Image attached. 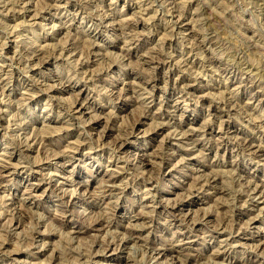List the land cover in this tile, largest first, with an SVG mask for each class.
Segmentation results:
<instances>
[{"label": "rangeland", "instance_id": "rangeland-1", "mask_svg": "<svg viewBox=\"0 0 264 264\" xmlns=\"http://www.w3.org/2000/svg\"><path fill=\"white\" fill-rule=\"evenodd\" d=\"M0 114V264H264V0H0Z\"/></svg>", "mask_w": 264, "mask_h": 264}, {"label": "bare ground", "instance_id": "bare-ground-1", "mask_svg": "<svg viewBox=\"0 0 264 264\" xmlns=\"http://www.w3.org/2000/svg\"><path fill=\"white\" fill-rule=\"evenodd\" d=\"M31 8H32V7H30V9H31ZM177 9H178V8H177ZM31 12H33V11H31ZM23 13H24V12H23ZM36 13H37V12H36ZM34 14H35V13H34ZM30 15H31V14H30ZM25 16H26V15H25ZM33 16H34V17H32V18H35V17H36L35 15H33ZM37 17H38V16H37ZM178 20H179V19H178ZM178 20H176V22H178ZM182 20H183V18H182ZM182 20H181V21H182ZM31 21H32V20H31ZM185 21H186V20H185ZM179 22H180V21H179ZM182 23H183V22H182ZM182 23H181V24H182ZM186 23H187V22H186ZM194 23H195V22H194ZM174 24H178V23H174ZM182 25H183V24H182ZM184 25H185V24H184ZM187 26H188V25H187ZM187 26H185V27H187ZM188 31H189V30H188ZM188 31H187V32H188ZM191 31H192V30H191ZM183 32H184V31H183ZM185 33H186V32H185ZM188 35H189V34H188ZM184 36H185V35H184ZM189 36H190V35H189ZM9 38H10V37H9ZM9 38H8V39H9ZM193 44H194V42H193ZM197 44H198V43H197ZM192 46H193V45H192ZM194 46H195V45H194ZM41 50H42V49H41ZM36 51H37V50H36ZM42 51H43V50H42ZM35 53H36V52H35ZM38 54H39V53H38ZM40 55H41V54H40ZM42 57H43V56H42ZM42 57H41V58H42ZM46 59H47V58H46ZM34 60H35V59H34ZM42 64H43V63H42ZM36 68H37V67H36ZM187 83H189V82H187ZM184 85L186 86V84H184ZM187 85H188V84H187ZM63 87H64V86H63ZM184 89H185V88H184ZM184 89H183V90H184ZM188 89H190V88H188ZM186 91H187V89H186ZM29 97H30V96H29ZM255 97H256V96H255ZM77 100H78V99H77ZM83 103H84V102H83ZM176 103H177V102H176ZM75 105H76V104H75ZM82 105H83V104H82ZM82 105H81V108H79V109H83V108H84L85 105H84V106H82ZM86 105H87V104H86ZM224 107H225V106H224ZM86 109H87V108H86ZM223 109H224V108H223ZM73 111H74V110H73ZM73 111H72V112H73ZM75 111H78V110H75ZM82 111H83V110H82ZM146 113H147V112H146ZM73 114H74V113H73ZM0 115H1V114H0ZM75 115H76V113H75ZM79 115H80V114H79ZM94 117H95V116H94ZM94 117H93V118H94ZM96 118H97V117H96ZM96 118H95V119H96ZM153 118H154V117H153ZM97 119H98V118H97ZM160 124H161V123H160ZM18 125H19V124H18ZM17 128H18V127H17ZM132 129H133V128H132ZM132 129H131V130H132ZM128 131L130 132V130H128ZM132 132H133V131H132ZM126 133H127V132H126ZM185 135H186V133H185ZM148 136H149V135H148ZM185 137H186V136H185ZM128 138H129V137H126V135H125V138L121 141V142H122V143L120 144L121 147L124 146V145L128 142ZM121 139H122V138H121ZM171 140H172V139H171ZM244 141H245V140H244ZM261 142H262V141H261ZM240 143H241V142H240ZM246 143H247V142H246ZM241 144H242V143H241ZM259 144H262V143H259ZM118 145H119V144H118ZM246 145H247V144H246ZM246 145H245V146H246ZM250 145H252V144H250ZM255 145H256V144H255ZM238 146H239V145H238ZM245 146H244V147H245ZM256 146H257V145H256ZM242 147H243V145H242ZM254 147H255V146H254ZM258 147H259V146H258ZM261 147H263V146H261ZM248 149H249V148H248ZM250 149L252 150V148H250ZM246 151H247V149H246ZM255 151H256V150H254V152H255ZM250 152H251V151H250ZM252 152H253V151H252ZM257 153H258V152H257ZM257 153H256V154H257ZM250 154H251V153H250ZM259 154H260V153H259ZM55 155H56V154H55ZM251 155H252V154H251ZM261 155H263V154H261ZM263 156H264V155H263ZM252 157H253V155H252ZM254 158H255V157H254ZM259 159H260V158H259ZM263 159H264V158H263ZM148 160H149V159H148ZM62 162H63V160H62ZM142 162H143V161H142ZM259 162H261V160H260ZM142 164H143V163H142ZM61 165H62V164H61ZM65 165H66V164H65ZM4 166H5V165H4ZM66 168H67V167H66ZM1 169H2V168H1ZM1 169H0V170H1ZM2 172H3V171H2ZM3 173H4V172H3ZM10 173H11V172H10ZM1 174H2V173H1ZM5 174H6V173H4V175H5ZM47 174H48V173H47ZM7 176H8V175H7ZM109 177H110V176H109ZM207 177L209 178V176H207ZM207 177H206V178H207ZM210 177H211V176H210ZM213 177H214V176H213ZM5 178H6V176H5ZM52 178H53V177H52ZM214 178H215V177H214ZM109 179H110V178H109ZM212 179H213V178H212ZM212 179H211V180H212ZM206 180H208V179H206ZM215 180H216V179H215ZM111 181L113 182L114 180L111 179ZM207 182H208V181H207ZM212 182H213V181H212ZM54 183H55V182H54ZM58 183H60V182H58ZM108 183H110V182H108ZM114 183H115V181H114ZM114 183H112V186L115 185ZM205 183H206V181H205ZM56 184H57V183H56ZM38 185H39V184H36L35 187H37ZM107 185H109V184H107ZM202 185H203V184H202ZM204 185H205V184H204ZM212 185H213V183H212ZM115 186H116V185H115ZM107 187H108V186H107ZM250 187H251V186H250ZM253 187H254V186H253ZM257 187H258V186H257ZM27 188H28V187H27ZM57 188H58V187H57ZM191 188H192V187H191ZM191 188H190L189 190H192ZM248 188H249V187H248ZM254 188H256V186H255ZM1 189H2V188H1ZM25 189H26V188H25ZM59 189H60V188H59ZM87 189H88V188H87ZM110 189H111V188H110ZM194 189H195V188H194ZM194 189H193V190H194ZM2 190H3V189H2ZM196 190H198V189H196ZM250 191H251V190H250ZM250 191H249V192H250ZM258 191H259V190H258ZM258 191L255 193V196H256L255 199H256V200H255V199H254V200L256 201V203H257V201H259V200L261 199V197L263 196V195L259 194L260 192H258ZM260 191H261V190H260ZM254 192H255V191H254ZM261 192H262V191H261ZM189 193H190V192H189ZM58 194H59V193H58ZM86 194H87V193H86ZM88 194H89V193H88ZM91 194H92V193H91ZM67 195H68V194H67ZM70 195H71V194H70ZM89 195H90V194H89ZM187 195H188V194H187ZM86 196H88V195H86ZM92 196H93V194H92ZM92 196H91V197H92ZM193 196H194V195H193ZM70 197H71V196H70ZM70 197H69V199H70ZM72 197H73V195H72ZM187 197H188V196H187ZM88 198H89V197H88ZM251 199H252V198H251ZM15 200H16V199H15ZM73 200H74V199H73ZM180 200H181V199H180ZM241 200H242V199H241ZM245 201H246V200H245ZM250 201H251V200H250ZM72 202H73V201H72ZM251 202H252V201H251ZM176 203H177V202H176ZM67 204H68V202H67ZM252 204H253V203H252ZM1 205H2V204H1ZM168 205H169V204H168ZM248 205H249V204H248ZM180 206H183V203L180 204V205H178V203H177L176 209H177V210H180V209H181ZM250 206H252V205H250ZM183 208H184V207H183ZM189 208H190V207H189ZM5 210H6V208H5ZM51 210H52V209H51ZM187 210H188V209H187ZM167 211H168V210H167ZM60 212H61V211H60ZM170 212H172V211H170ZM175 212H176V211H175ZM4 213H5V212H4ZM6 213H7V211H6ZM173 213H174V212H173ZM177 214L180 215V213H177ZM186 214H187V213H186ZM186 214H185V216H186ZM4 216H5V214H4ZM89 217H90V216H89ZM175 217H176V216H175ZM97 218H98V217H97ZM191 218H192V217H191ZM238 218H239V217H238ZM179 219H181V218H179ZM179 219H178V220H179ZM192 219H194V218H192ZM192 219L189 220V221H191V222L196 221V219L193 220V221H192ZM86 220H87V219H86ZM205 220H206V219H205ZM99 221H100V220H99ZM99 221H98V222H99ZM186 221H187V220H186ZM197 221H198V220H197ZM87 222H88V221H87ZM187 222H188V221H187ZM191 222H190V223H191ZM250 222H251V221H250ZM15 224H16V223H15ZM91 224H92V223H91ZM91 224H90V225H91ZM93 224H94V223H93ZM101 224H102V220H101ZM194 224H195V223H194ZM194 224H193V225H194ZM88 227H89V226H88ZM189 227H190V226H189ZM195 227H197V226H195ZM213 228H214V227H213ZM198 229H199V228H198ZM208 229H209V228H208ZM78 230H79V229H78ZM211 230H212V229H211ZM211 230H210V232H211ZM74 232H78V231L74 230ZM134 236H135V235H134ZM181 237H182V236H181ZM101 238H102V237H101ZM130 238H131V236H130ZM130 238H129V239H130ZM132 238H133V236H132ZM186 239H187V238H186ZM179 240H180V239H179ZM101 241H102V240H101ZM183 241H184V240H183ZM108 242H109V241H108ZM119 242H120V241H119ZM173 242H174V241H173ZM178 242H179V241H178ZM109 244H110V243H109ZM170 244H171V243H170ZM119 245H120V243H119ZM112 246H113V245L109 246V247L106 249L107 251H105V252H111L110 254L113 255L114 252H115V250H114V252L112 251V250H113V249L111 248ZM120 246H121V245H120ZM160 246H161V245H160ZM162 246H163V245H162ZM170 246H171V245H170ZM172 246H173V245H172ZM40 247H41V246H40ZM165 247H166V246H165ZM168 247H169V246H168ZM121 248H122V247H121ZM160 248H161V247H160ZM171 248H175V247H171ZM41 249H45V247L42 246ZM111 249H112V250H111ZM117 249H118V248H117ZM152 250H153V249H152ZM179 250H180V249H179ZM155 251H157V250H155ZM155 251H154V253H155ZM166 251H167L166 248H161L157 253H159V255H160V254H163V255H164V254L166 253ZM86 252H87V251H86ZM180 252H182V251L180 250ZM219 252H220V251H219ZM219 252H217V253H219ZM99 253H102V252H98L96 255H95V254H94V255L92 254L91 256L89 255V260L86 259V261H87V262H88V261L91 262L93 258L96 259V257H97L98 255H100ZM175 254H178V253H175ZM179 256H180V255H179ZM112 257H113V256H112ZM84 258H85V257H84ZM98 260H99V259H98Z\"/></svg>", "mask_w": 264, "mask_h": 264}]
</instances>
